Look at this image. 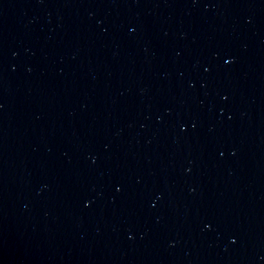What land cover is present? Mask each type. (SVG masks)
Instances as JSON below:
<instances>
[{
	"label": "water",
	"instance_id": "1",
	"mask_svg": "<svg viewBox=\"0 0 264 264\" xmlns=\"http://www.w3.org/2000/svg\"><path fill=\"white\" fill-rule=\"evenodd\" d=\"M0 264H264V0H0Z\"/></svg>",
	"mask_w": 264,
	"mask_h": 264
}]
</instances>
